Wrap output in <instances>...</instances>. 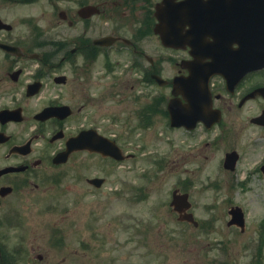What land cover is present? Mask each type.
Instances as JSON below:
<instances>
[{
  "label": "flooded vegetation",
  "instance_id": "obj_1",
  "mask_svg": "<svg viewBox=\"0 0 264 264\" xmlns=\"http://www.w3.org/2000/svg\"><path fill=\"white\" fill-rule=\"evenodd\" d=\"M38 1L0 0V211L9 209L0 217V229L17 220L18 208L38 203L39 195L72 190L81 182L88 191L104 188L107 177L90 175L97 157L124 165V133L111 132V126L118 123L124 131L127 73L140 85L131 84V91H146L147 101L137 110L139 127L151 129L160 116L170 130L185 135L184 151L175 152L173 164L183 168L187 190L223 185L247 192L261 185L257 180H264V155L259 159L256 155L264 145L242 140L241 133L264 129V118L254 120L264 114V93L258 91L264 88V69L232 82L221 74L209 75L208 65L216 57L211 51L201 53L208 46L237 49L246 44L244 38H256L255 28L243 25L246 19L240 0L220 2L218 8L210 9L203 6L207 0L194 3L197 8L190 9L184 27L185 42L175 40L183 44L179 48L166 47L158 32L157 9L164 0H46L54 13L47 17L54 20L46 17L44 27L32 18L15 22L6 16L10 5L5 4L29 7ZM88 7L98 12L89 16ZM17 25H24L21 31L28 33L17 34ZM128 63L127 72L124 66ZM192 73L198 79H192ZM186 82L198 94L210 91L211 105L201 107L203 120L193 128L172 127L168 106L174 95L187 93ZM149 87L164 94L154 95ZM250 102L261 106L241 120ZM114 107L120 110L115 117L111 115ZM187 116L192 125V115ZM75 139L79 145L115 143L123 160L97 150L72 149ZM216 170L227 175L225 182L210 178ZM95 178L103 181L101 187L92 182ZM243 203L230 201L227 209V226L239 236L249 235L252 228ZM234 207L242 208L244 229L235 221L242 217L230 214ZM191 225L198 229L200 222ZM253 227L254 235L245 249L254 251L255 262L264 247V220ZM35 251L31 247L30 252ZM14 252L0 237V264H16Z\"/></svg>",
  "mask_w": 264,
  "mask_h": 264
},
{
  "label": "rangeland",
  "instance_id": "obj_2",
  "mask_svg": "<svg viewBox=\"0 0 264 264\" xmlns=\"http://www.w3.org/2000/svg\"><path fill=\"white\" fill-rule=\"evenodd\" d=\"M5 5H10L6 16L15 22L32 18L44 27L46 17L54 15L46 0L29 7ZM23 27L17 25V34L28 33L29 30L21 31ZM124 68L128 72L130 63ZM133 80L127 73L124 131L117 123L112 124L111 132L124 133V152L135 157L124 161L123 166L97 157L91 177L108 178V184L100 190L88 191L81 182L78 188L39 195L35 205L18 208L17 220L0 229L1 242L10 251L16 250V264H264V247L260 253L255 250L256 263L252 262L254 251L245 249L254 235L253 225L264 220V180H257L261 185L251 186L247 192L231 191L223 185L218 189L187 190L183 168L179 170L173 164L175 152L184 151L185 135L170 130L167 120L160 116L151 129L139 127L137 110L147 97L146 91L130 90L131 84L140 86ZM150 91L154 95L163 93L157 88ZM260 106L257 102L247 104L241 120L257 113ZM117 112L119 108L111 109L113 117ZM241 134L244 141L253 139L264 145V129L258 132L250 128ZM263 155L264 149H260L256 156L259 159ZM210 178L225 182L227 175L216 170ZM175 189L190 194L192 212L200 222L198 229L179 222L172 212L170 202ZM139 193L144 197L136 198ZM230 201L246 206L252 221L249 235L239 236L228 228ZM8 210L0 211V217ZM31 247L35 253L30 252Z\"/></svg>",
  "mask_w": 264,
  "mask_h": 264
},
{
  "label": "water",
  "instance_id": "obj_3",
  "mask_svg": "<svg viewBox=\"0 0 264 264\" xmlns=\"http://www.w3.org/2000/svg\"><path fill=\"white\" fill-rule=\"evenodd\" d=\"M175 1L176 0H164L163 3L158 6L157 16L160 20L158 32L162 35L164 45L168 47L179 48L183 46V44L176 42L175 40H182V42H185L186 36L184 34V27L187 20L189 19L190 9L197 8L194 3L198 2L199 0H185L183 3H176ZM214 5L218 6L217 3H214L213 5L207 4L206 8L210 9V7ZM242 8H244L243 5ZM252 8L255 9L256 13V23L254 26H252L257 32L256 38H244L243 40H245L246 44L241 46L239 49L235 50L233 54L232 52H229L232 50V47L229 46H215L214 51L215 55H220L223 58L233 57L235 60H238L240 55L245 56L247 54H250L251 52V61L253 62V65H255L256 68L259 69L264 67V0H255V6H253ZM88 12L89 16H91L97 13L98 11L96 10V8L89 7ZM210 48L211 46L205 47L203 51H209ZM214 64L217 65L218 68L216 67L215 69ZM209 65L212 66L213 73H226V70L223 69L225 65L220 60L212 61ZM194 78L195 77H193L192 79ZM188 85L189 82H186V85L183 86L186 88L187 93L184 94V98L189 101V108L183 107L182 101L180 99H173L169 104L171 125L173 127H193L195 125V122L203 119L201 118V107L207 105V103H211L209 93L204 92L202 94H198L197 92H193V90H196L193 86ZM260 92H264V89ZM188 113H190L192 115V119H194L192 121L194 123L191 126L189 118L190 116H187ZM262 118H264V115ZM77 141L78 140L75 139V142L71 143L72 149L87 148L89 150H97L117 160H122L121 152L118 147L115 146V144L109 147H107L106 144L100 143H97L96 145L92 143L79 145ZM92 182H97L98 186L102 184V180H92ZM172 204L176 206L175 211L179 213L180 221H188L198 226V222L195 221L194 216L192 214H183V211H186L191 207V204L188 201L187 194L178 196L177 193H175V198ZM230 213L233 215L234 218L236 216H238V218L242 217L241 221H235L244 227V215L242 214V210L240 208H234L233 210H231ZM231 224H233V222H230V225Z\"/></svg>",
  "mask_w": 264,
  "mask_h": 264
},
{
  "label": "bare ground",
  "instance_id": "obj_4",
  "mask_svg": "<svg viewBox=\"0 0 264 264\" xmlns=\"http://www.w3.org/2000/svg\"><path fill=\"white\" fill-rule=\"evenodd\" d=\"M216 60H220L226 66H229L230 63H231L229 59L223 58V57L217 58ZM193 92H197V91L196 90H193Z\"/></svg>",
  "mask_w": 264,
  "mask_h": 264
}]
</instances>
